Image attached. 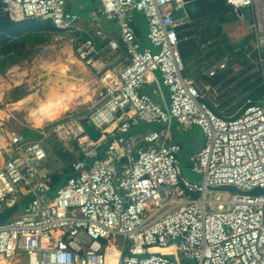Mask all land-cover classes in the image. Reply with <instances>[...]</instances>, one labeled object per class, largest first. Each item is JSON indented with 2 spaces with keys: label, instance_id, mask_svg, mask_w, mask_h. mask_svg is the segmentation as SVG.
<instances>
[{
  "label": "built area",
  "instance_id": "obj_1",
  "mask_svg": "<svg viewBox=\"0 0 264 264\" xmlns=\"http://www.w3.org/2000/svg\"><path fill=\"white\" fill-rule=\"evenodd\" d=\"M1 2L12 20L38 18L61 31L79 30L74 53L95 70L100 91L89 117L65 113L39 128L40 138L0 128V211L20 203L0 223V264H264V102L224 117L209 106L199 81L185 75L179 44L188 37L180 27L191 22L187 0H101L85 15L97 25L116 20L119 38L100 27L85 36L82 15L68 0ZM227 3L236 11L254 8L252 38L242 52L264 71V0ZM136 11L146 17L156 52L139 47ZM230 60L225 54L205 74L225 71ZM147 84L157 86L162 102L142 92ZM141 121L164 127L129 135ZM87 122L100 131L98 141ZM173 122L202 130L204 144L191 159L200 182L183 175ZM52 133L80 147L74 174L56 194L45 167L44 140ZM216 187L227 188L228 197L209 198ZM258 187L261 194L247 193Z\"/></svg>",
  "mask_w": 264,
  "mask_h": 264
},
{
  "label": "rangeland",
  "instance_id": "obj_2",
  "mask_svg": "<svg viewBox=\"0 0 264 264\" xmlns=\"http://www.w3.org/2000/svg\"><path fill=\"white\" fill-rule=\"evenodd\" d=\"M69 7L73 8L75 5L76 7L74 9L78 10L82 16V20L79 21L78 26L82 28L83 32L87 35H93L95 34V31L97 27L100 28H106L107 32H109L113 37L119 38V34L112 32L115 30L118 32V22L116 20H109L106 18H102L100 20V25H97L95 22L90 21L86 15H84L89 9L91 8H99L102 5L101 0H68ZM134 25L136 30L138 31L139 35V47L141 49L150 48L153 52H156L158 49L155 48L149 37H148V22L146 20V17L143 12L136 11L135 12V19H134ZM115 28V29H114ZM75 30H67L62 31L58 33H53L51 35H47V40L45 42L31 45L27 44V47L29 48L30 52L26 57H21L19 60H17L16 63L11 64L8 66L6 71L0 72V77H4L6 79H10V74L13 73L12 70L14 68L18 69L20 72H27V79H32V86L29 85L28 82H25L23 84L14 85L8 89L5 93V96L3 99L0 100V109H5L8 102L15 99V96H20V98L29 92L32 89V91H38L40 95L43 94L44 88L46 86L47 81H51V78L55 77V71H52L50 73L47 72V70L42 69L40 72H37V66L44 62H53L55 61L59 56L65 57V54L63 52L64 48L67 46H72L74 50V43L76 35L73 33ZM238 49H242V43L237 44ZM210 49H204L201 50L198 55V57L195 59V67L198 70V73L200 74L198 81L201 85V88L203 89V92L205 94V98L213 103L216 107L220 108V105L222 108L220 109L225 114L231 113L228 112V108H232L237 104V102L241 99L240 91L242 88L238 90H234V86L239 81H242L246 77L250 76V74L257 73L256 77H261L262 82L264 83V71L261 69H257V67L254 65V67L247 69L246 71L243 70V67L245 66L244 63V57L242 56H235L230 53V62L228 64V68L225 70L227 73L225 78V83H221L219 87H217L215 90L212 88L208 89L206 87V81L203 71L207 70L211 64H209V60H211L213 56L206 58L205 52H208ZM120 54V52L118 53ZM59 55V56H58ZM76 56V55H75ZM79 60V59H78ZM81 61V60H80ZM185 63V62H184ZM213 63V62H212ZM236 63H239L238 69L234 68V65ZM247 63V62H245ZM69 75L80 79L84 82L89 83L90 87V93L92 95V99L88 101L81 100L78 104L75 105L74 108L67 111L66 113L69 114L68 117H77L82 120H85L87 117H89L90 113L96 109L98 106V100H99V89H100V83L98 81V75L96 74L95 70L88 65L86 66L83 62L82 63H76L73 65ZM254 77V78H256ZM154 88L153 85L148 84L145 88H143V91L146 90H152ZM163 91L168 97L169 91L166 86L163 85ZM92 91V92H91ZM230 103L226 105H222V103L229 101ZM83 102V103H82ZM4 107V108H3ZM237 110V109H236ZM25 110H17L10 112L9 116L6 118H1L0 116V128H14L15 130L19 131L20 133L24 134L25 131L29 130L28 137L30 138H40V127L32 126L30 123L27 122L25 118ZM232 115V114H230ZM53 122V121H52ZM55 122V121H54ZM49 123V122H48ZM50 127V125H49ZM47 127V128H49ZM136 127V126H135ZM159 125L156 123H147L145 121H141L139 125L135 129L132 130L133 134L140 132L141 130L145 129H159ZM180 130H185L181 126ZM195 127V126H194ZM194 127L189 128L188 130L182 132H178L179 136L182 138V150L180 152V160L182 165V172L183 175L188 177L190 180L194 182H200L203 178V174L200 172H195L192 170L191 166V159L193 156V153L196 152L198 149H200L203 146L204 143V136L202 132H199ZM30 128V129H29ZM193 129V130H192ZM44 143L48 149V158L45 161V167L50 172H61L66 164L64 161L56 155L55 153V144L59 145L58 147L62 148L63 150H70L72 153L75 154V156L80 155V147H75L74 140H70L68 142H61L59 141L55 134H50L45 140ZM104 147L100 148V152H104ZM215 192L208 195L209 198H216L218 195H221L222 197H228V192L225 190L227 188L225 187H216ZM231 190V189H230ZM240 191V190H239ZM159 248H154V250L158 251ZM166 251V249H163ZM186 264H195L194 261L187 262Z\"/></svg>",
  "mask_w": 264,
  "mask_h": 264
},
{
  "label": "trees",
  "instance_id": "obj_3",
  "mask_svg": "<svg viewBox=\"0 0 264 264\" xmlns=\"http://www.w3.org/2000/svg\"><path fill=\"white\" fill-rule=\"evenodd\" d=\"M187 1V10L189 12V19H191V22L180 27L188 29L185 33H181V36L186 34L188 37L186 39H182L179 44L186 68L188 67L190 61L198 57L201 50L207 48L210 50L205 52V57L209 58L214 55V57H212V61L209 62L210 64L215 60H220L223 56H225V54L231 53L235 56L244 57V62H242L245 64L243 68L244 71L252 68L253 66L248 64V61L246 60V55L243 52L236 50L238 47L237 44L232 43L223 31V24L236 19L238 16L237 11L227 3V0ZM58 32L62 31L58 29L50 20H41L38 18H27L19 21L12 20L5 14L4 4L0 0V72L6 71L8 66L16 63L21 57H26L29 54L30 50L27 47V44L35 45L45 42L47 40V35ZM73 33L78 36L80 31L75 30ZM84 35L86 36L87 34L84 33ZM209 41L212 42L206 47H203V44ZM247 41L248 40L246 39L242 43V46L247 43ZM97 46H101L99 41H97ZM256 74V72L250 74V76L246 77L242 81H239L236 86H234V90L242 88L240 91L241 99L235 106L228 108V112L231 111V113L225 114L220 110L222 108L221 105L220 108H218L207 99L205 100L208 102L209 106L216 111V113L224 117H228L230 114H240L249 104L263 103L264 83L262 82L261 77L255 76ZM226 75L227 73L222 71L213 77H208L207 75H204L203 77L207 83L216 85L219 83H225ZM19 98L20 96H15V99ZM228 103H230V100L222 103V105H226ZM136 127L132 128L128 134H133L132 130ZM194 128L199 132H202L198 126H195ZM28 134L29 130L25 131L23 135L28 137ZM175 139L182 146V138L179 136L177 131L175 132ZM58 146L59 145L57 144L54 146L55 153L64 161L66 166L61 172L55 171L52 173L51 194H56L57 189L63 186L69 177L74 174L72 162L76 158L75 154L70 150H63ZM75 147L78 148L77 143H75ZM99 154L100 156L103 155L101 152H99Z\"/></svg>",
  "mask_w": 264,
  "mask_h": 264
},
{
  "label": "bare ground",
  "instance_id": "obj_4",
  "mask_svg": "<svg viewBox=\"0 0 264 264\" xmlns=\"http://www.w3.org/2000/svg\"><path fill=\"white\" fill-rule=\"evenodd\" d=\"M63 52L65 57L58 55L55 61L44 62L37 66V69L39 68L37 72L42 69L47 70L48 73L55 71V77L47 81L43 94L40 95L38 91L31 89V92L21 98L8 102L5 109H0L1 118L8 117L10 112L25 110L27 122L32 126L43 128L48 122L61 118L81 100L92 99L89 83L69 75L73 65L82 62L75 56L72 46L65 47ZM12 72L10 79L0 77V100L13 84L19 86L28 82L32 86L33 78L27 79V72H20L16 68ZM159 250L163 249L159 248Z\"/></svg>",
  "mask_w": 264,
  "mask_h": 264
},
{
  "label": "crops",
  "instance_id": "obj_5",
  "mask_svg": "<svg viewBox=\"0 0 264 264\" xmlns=\"http://www.w3.org/2000/svg\"><path fill=\"white\" fill-rule=\"evenodd\" d=\"M69 1H68V8L70 9V10H73V11H78V10H76V9H74L76 6L74 5L73 6V8H70L69 7ZM91 9H93V8H91ZM90 10V9H89ZM88 10V11H89ZM253 10H254V8L253 7H250V12H251V16L249 17V18H246V17H244V15L242 14V13H240L239 11H237V13H238V16H237V18L236 19H234V20H232V21H230V22H227V23H225V24H223V31H224V33H226V35H227V37L229 38V40L232 42V43H234V44H241V43H243L246 39L248 40L247 41V43H245L244 45H243V47L246 45V44H248L249 42H250V40H251V38H252V34H253V27H252V25H253V22H254V20H255V17H254V13H253ZM87 11V12H88ZM79 12V11H78ZM86 12V13H87ZM187 12H188V10H187ZM80 13V12H79ZM85 13V14H86ZM81 14V13H80ZM84 14V15H85ZM188 14H189V12H188ZM82 16H83V14H81ZM190 17V16H189ZM104 29H106V28H104ZM115 29V28H114ZM117 29V28H116ZM116 29L115 30H113L112 32H115V33H117V34H119V27H118V32L116 31ZM107 30V29H106ZM135 30H136V28H135ZM81 33V32H80ZM79 33V34H80ZM85 33V32H84ZM136 34L138 35V31L136 30ZM91 36H94V34L93 35H91ZM119 36V35H118ZM139 36V35H138ZM113 37V36H112ZM115 38V37H114ZM156 48V47H155ZM243 49V48H242ZM242 49H236V50H238V51H243ZM244 53V52H243ZM75 54V53H74ZM245 54V53H244ZM76 55V54H75ZM122 53H121V51H120V54H118V57H119V59H121L122 57ZM77 57V56H76ZM78 58V57H77ZM197 58V57H196ZM195 58V59H196ZM79 59V58H78ZM195 59L194 60H192V61H190V63H189V65H188V67L186 68V65H185V71H184V73H185V75H187V76H190V77H193V78H195V79H197L198 80V78H199V76H200V74L198 73V70H197V68L195 67V63H196V61H195ZM80 60V59H79ZM112 60H116V58L115 57H112ZM117 61V60H116ZM210 61H212V58H211V60H209V62ZM81 62H83V61H81ZM208 62V63H209ZM214 62V61H213ZM84 63V62H83ZM85 64V63H84ZM210 64V63H209ZM86 65V64H85ZM87 66V65H86ZM187 70V71H186ZM207 70H205V71H203V73H204V75H206L205 74V72H206ZM221 73V72H220ZM148 85V84H147ZM151 85H153L154 86V88H152V90L150 89V90H146V91H143L144 89L142 88V92H146V93H148V94H150L156 101H158V102H162L163 100H162V98H161V95H160V93H159V89H157V86L156 85H154V84H151ZM163 83H161V87H163ZM206 85H209V83H207L206 82ZM211 85V84H210ZM165 86V85H164ZM146 87V86H145ZM144 87V88H145ZM160 87V88H161ZM162 90H163V88H161ZM164 92V91H163ZM165 94V93H164ZM159 125V129H161V128H163L164 127V124H158ZM40 128H42V127H40ZM159 129H157V130H159ZM148 129H145V130H141L140 132H146ZM171 130H172V139L174 140V141H177L176 139H175V132L176 131H178V132H180V131H182V130H180V127H179V125H178V123H174L173 122V124L171 125ZM186 130H188V129H186ZM186 130H183L182 132H184V131H186ZM140 132H138V133H140ZM135 134H137V133H135ZM203 134V133H202ZM178 142V141H177ZM204 144V143H203ZM196 153V152H195ZM195 153H193V156H194V154ZM192 156V157H193ZM3 163V157H2V155H1V153H0V165ZM48 170V169H47ZM49 171V170H48ZM159 250V249H158ZM162 251H165V250H162Z\"/></svg>",
  "mask_w": 264,
  "mask_h": 264
},
{
  "label": "water",
  "instance_id": "obj_6",
  "mask_svg": "<svg viewBox=\"0 0 264 264\" xmlns=\"http://www.w3.org/2000/svg\"><path fill=\"white\" fill-rule=\"evenodd\" d=\"M240 13H242L244 15V17L249 18L251 16V12H250V7L246 6L243 8H240L238 10ZM122 120L119 122L121 123ZM85 128L87 130V132L89 133L90 137L92 138V140L94 141H98L101 137V133L100 131L97 129V127L95 125H93L92 122H87L85 124ZM228 189L231 190H236L237 188L235 186H229ZM262 188H255L252 189L251 191H248L247 193L249 194H261L263 192V190H261ZM20 203L19 201L14 202V204L12 206H6L3 210L0 211V223L4 222L5 220H7L10 216H12L19 208Z\"/></svg>",
  "mask_w": 264,
  "mask_h": 264
}]
</instances>
